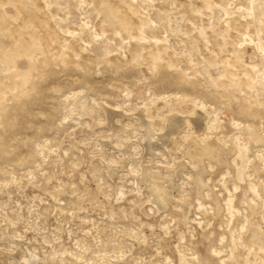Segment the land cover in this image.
<instances>
[{"label": "rangeland", "instance_id": "rangeland-1", "mask_svg": "<svg viewBox=\"0 0 264 264\" xmlns=\"http://www.w3.org/2000/svg\"><path fill=\"white\" fill-rule=\"evenodd\" d=\"M0 264H264V0H0Z\"/></svg>", "mask_w": 264, "mask_h": 264}]
</instances>
